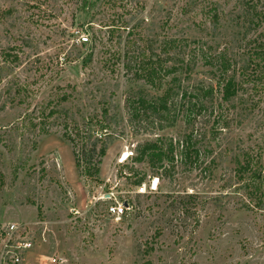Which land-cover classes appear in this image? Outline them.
Segmentation results:
<instances>
[{"label":"rangeland","instance_id":"374dc122","mask_svg":"<svg viewBox=\"0 0 264 264\" xmlns=\"http://www.w3.org/2000/svg\"><path fill=\"white\" fill-rule=\"evenodd\" d=\"M263 2L0 0V239L10 224L29 226L33 247L23 264H264V83L243 87L235 106L255 107L223 130L196 118L193 129L179 122L137 133L125 106L142 85L126 52L144 48L145 62L156 64L169 37L195 59L188 85L211 82L218 93L221 70L238 76L249 42L264 33V17L261 28L250 26ZM204 123L203 164L187 161L169 179L133 161L143 140L196 136ZM65 125L106 128L96 175L75 167ZM241 152L259 166L238 180ZM110 194L126 204L120 219L106 214Z\"/></svg>","mask_w":264,"mask_h":264},{"label":"trees","instance_id":"16d2710c","mask_svg":"<svg viewBox=\"0 0 264 264\" xmlns=\"http://www.w3.org/2000/svg\"><path fill=\"white\" fill-rule=\"evenodd\" d=\"M254 7L251 8L255 11ZM257 16L254 22L253 20L250 22L254 31L262 27L264 13H259ZM213 17L214 24H217V15L214 14ZM249 43L253 46L248 50L245 61L239 67L238 76L237 70L231 76L228 75L225 67L221 70L223 78L218 93L211 82L189 86L185 81L184 77L192 71L194 67L192 61L195 59L192 60L185 54L186 45L178 39L169 37L163 42L161 49L164 58L158 60L156 64H151L149 58L145 62L143 57H148V50L145 51L144 48L131 52L136 55L132 57L129 51L126 52V58L130 61L137 59L138 67L134 77L142 82V85L130 90L126 95L128 122L136 127L137 133L143 131L145 134L174 129L179 122L185 123L187 129L189 127L193 129L196 118L207 119V124L210 118H213L212 126L215 125L219 130L228 128L232 122L240 124L244 113L251 112L255 104L249 105V108L245 103L236 107L234 101L238 98L239 92L243 91V87L249 82H253L251 91L258 90V85L264 83V33ZM61 99L65 102L69 96L63 95ZM56 113L57 111L52 108L47 117H53ZM206 123L195 131L196 136L193 130L187 134L185 130L182 139L176 140L167 134L154 141L143 140L136 146L133 161L135 163L145 161L152 168L162 170L169 179H172L177 166L186 164L187 161L194 160L203 164L201 158L207 152L204 148H208L210 143L207 139ZM64 127L69 129L64 137L74 147L75 167L88 177L96 175L99 171V159L105 156V147L100 146L97 149V146L101 143L103 135L101 131H105L106 128L100 126L95 130H87L76 127L71 130L66 125ZM41 131L47 133V130ZM94 157L98 160L93 161ZM175 162L178 165H175ZM258 166V162L252 157L241 152L235 161L234 176L238 180H243L246 175L253 174Z\"/></svg>","mask_w":264,"mask_h":264},{"label":"built area","instance_id":"2783aa9c","mask_svg":"<svg viewBox=\"0 0 264 264\" xmlns=\"http://www.w3.org/2000/svg\"><path fill=\"white\" fill-rule=\"evenodd\" d=\"M81 43L88 41L87 37L81 36ZM133 153H130L132 156ZM130 156H126V159ZM125 158H120L118 163H123ZM155 185H151L153 190ZM145 189L139 188L138 193H144ZM105 197V198H104ZM102 199L110 204L106 207V214L112 218L120 219L128 210L125 203L117 202L114 196L107 195ZM96 201V200H95ZM97 201H100L97 200ZM102 201V200H101ZM0 239V264H23V256L33 247L31 229L25 224H10L2 229Z\"/></svg>","mask_w":264,"mask_h":264},{"label":"bare ground","instance_id":"6f19581e","mask_svg":"<svg viewBox=\"0 0 264 264\" xmlns=\"http://www.w3.org/2000/svg\"><path fill=\"white\" fill-rule=\"evenodd\" d=\"M126 158V157H125Z\"/></svg>","mask_w":264,"mask_h":264},{"label":"water","instance_id":"95a60500","mask_svg":"<svg viewBox=\"0 0 264 264\" xmlns=\"http://www.w3.org/2000/svg\"><path fill=\"white\" fill-rule=\"evenodd\" d=\"M126 205V204H125Z\"/></svg>","mask_w":264,"mask_h":264}]
</instances>
